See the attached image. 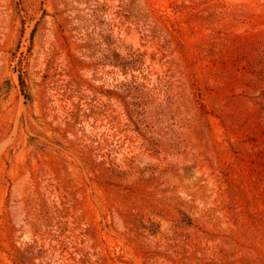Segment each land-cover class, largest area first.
I'll return each mask as SVG.
<instances>
[{"label":"rangeland","instance_id":"374dc122","mask_svg":"<svg viewBox=\"0 0 264 264\" xmlns=\"http://www.w3.org/2000/svg\"><path fill=\"white\" fill-rule=\"evenodd\" d=\"M0 264H264V0H0Z\"/></svg>","mask_w":264,"mask_h":264}]
</instances>
